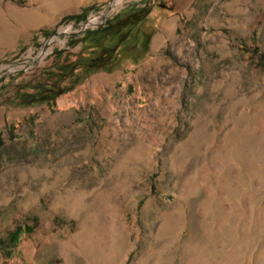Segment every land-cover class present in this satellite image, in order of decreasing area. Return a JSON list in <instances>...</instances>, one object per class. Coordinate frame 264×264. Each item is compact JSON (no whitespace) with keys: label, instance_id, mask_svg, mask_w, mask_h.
I'll use <instances>...</instances> for the list:
<instances>
[{"label":"rangeland","instance_id":"obj_1","mask_svg":"<svg viewBox=\"0 0 264 264\" xmlns=\"http://www.w3.org/2000/svg\"><path fill=\"white\" fill-rule=\"evenodd\" d=\"M113 2L0 0V239L37 219L0 264H264V0Z\"/></svg>","mask_w":264,"mask_h":264},{"label":"trees","instance_id":"obj_2","mask_svg":"<svg viewBox=\"0 0 264 264\" xmlns=\"http://www.w3.org/2000/svg\"><path fill=\"white\" fill-rule=\"evenodd\" d=\"M149 12V8L142 7L125 14H120L115 19H110L103 28L95 31L91 38H88L90 35L86 37L85 43H83V51L80 55L77 54L78 57L76 59L73 57L74 54H71V56L69 54L66 55L62 61L57 59L52 70L61 66V68L67 69L66 73L61 76L62 83H60L57 90L51 96L37 99V101H50L58 94L73 89L92 72L100 69H111L115 64V58L121 47V42L131 35L132 27L140 24ZM134 47L135 43L128 46L126 50H132ZM255 50L258 51L259 47L256 46ZM60 56L62 57L63 55L60 53ZM261 56L264 60V51H261ZM76 68H81V71L76 73ZM34 222L32 224H20L8 236L0 239V244L5 250L6 256H12L20 233L24 230H33L37 219Z\"/></svg>","mask_w":264,"mask_h":264},{"label":"bare ground","instance_id":"obj_3","mask_svg":"<svg viewBox=\"0 0 264 264\" xmlns=\"http://www.w3.org/2000/svg\"><path fill=\"white\" fill-rule=\"evenodd\" d=\"M121 0H114L113 5L119 4ZM88 22H92V19H90Z\"/></svg>","mask_w":264,"mask_h":264},{"label":"water","instance_id":"obj_4","mask_svg":"<svg viewBox=\"0 0 264 264\" xmlns=\"http://www.w3.org/2000/svg\"><path fill=\"white\" fill-rule=\"evenodd\" d=\"M84 26H86V24Z\"/></svg>","mask_w":264,"mask_h":264}]
</instances>
